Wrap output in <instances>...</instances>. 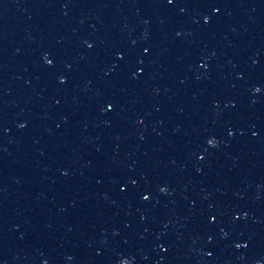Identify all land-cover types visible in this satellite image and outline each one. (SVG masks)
I'll return each instance as SVG.
<instances>
[{"label":"water","instance_id":"1","mask_svg":"<svg viewBox=\"0 0 264 264\" xmlns=\"http://www.w3.org/2000/svg\"><path fill=\"white\" fill-rule=\"evenodd\" d=\"M0 264H264V0H0Z\"/></svg>","mask_w":264,"mask_h":264}]
</instances>
